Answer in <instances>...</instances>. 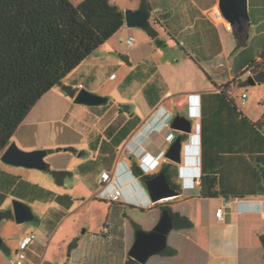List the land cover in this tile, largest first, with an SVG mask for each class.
<instances>
[{"label": "crops", "instance_id": "crops-1", "mask_svg": "<svg viewBox=\"0 0 264 264\" xmlns=\"http://www.w3.org/2000/svg\"><path fill=\"white\" fill-rule=\"evenodd\" d=\"M147 1L149 3L147 9L149 11L148 24L157 31V38L164 42L162 46L155 45L144 28L143 30L131 28L125 23L102 44L113 45L114 48H118L120 45L117 44L115 37L121 35L122 38H125V42L128 44L125 47L128 48L127 51L124 48L125 52H128L126 55L130 59L137 60L138 63V67L130 73L128 78L136 77L145 85H151L155 90L150 98L143 88L145 113L143 118L136 115L139 123L127 140L138 133L144 122L148 124L145 126L144 133L140 132L143 139L148 138L155 131L162 130L168 117L167 111L173 116L191 115L198 117L196 130L192 132L196 137L198 136V143L195 142L196 137L191 140L186 139L183 142L182 154L200 153L203 157V168L209 173L219 175L222 192L227 194V197L219 195L209 199L215 200V202L209 206L210 210L206 217L207 231L201 247L202 252L206 254L204 264H264V125L262 127L251 125L252 121L260 119L263 110L257 112L248 106L242 107L245 105V102L242 103L244 99L241 98L242 100L237 102L231 91L230 94L236 106L248 118L246 120L237 113L238 111L231 110L229 104L217 95L221 90L217 86L236 78L237 74L246 69L249 61L252 58H257L261 49L264 48V0H247L249 20L238 32L240 35L245 32L246 48L241 51L238 50V52L230 51V45L225 44V41L229 44V41L233 40L232 33H234L235 28L221 14L217 16L220 13L218 10L219 0ZM139 5L140 0L134 2L133 7L130 8L139 9ZM132 36L134 37L133 41L128 43V38ZM234 38L237 41L235 35ZM170 45H175L177 50ZM232 46H234V42ZM153 53L160 56L159 61L152 55ZM82 62L63 79V89L65 85L76 83L78 78L84 75H86L87 82L95 78V74L92 73L93 70L87 74L81 72L75 77L74 74H71L82 65ZM205 63H211L214 64L215 68H221L220 72L208 71L203 65ZM140 64L143 66L142 69H139ZM203 74L210 81V86L205 84ZM147 77L149 81L145 80ZM78 84L82 86L81 82ZM55 89V87L52 88L37 101L15 130L10 142L15 141L23 148H27V146L31 148L33 144L40 146L39 148H44L48 134H52L47 128H42L40 132L35 133V141L26 142L23 139L18 141L15 136L18 135L19 129L25 121L31 119V114L35 113L37 105L43 98H47V104L50 102L53 105V109L56 110L59 117L64 114L65 110L72 107L73 96L71 97L65 92H56ZM164 89L166 92H162ZM74 90L76 92L79 89L75 88ZM175 94H193L194 97L190 98L189 106L186 109L184 106L180 109L177 101L173 98ZM218 106L222 108L221 113L215 114L214 122L208 124L207 120L210 113ZM159 107V111L156 112ZM200 113L201 115L205 114L203 119L199 118ZM126 120V116L118 115L105 128L110 125L120 126ZM202 126L207 131L201 145L200 131ZM191 128L194 129L192 120ZM39 136L46 138V140H39ZM103 139L102 144L106 148L101 149L100 159L106 168L100 169L97 173L95 179L97 185H99L98 178L101 171L114 172L119 158L118 150L114 152L115 148L110 149L107 146L109 137L105 135ZM53 140H57V138H53ZM161 140L162 145L160 141L154 144L156 146L154 153L149 149L144 153L152 156L162 154L165 149V147L163 148L165 137H161ZM19 178V176L0 167V205L8 195H12L27 203L33 212L32 200L48 193L52 194V198L58 204L57 207L45 211L40 219L33 212V220L41 221L43 230L39 233L30 231L34 232L36 237L25 250L26 257L23 264H26L28 258L35 260V256L32 257V249H41L44 241L53 236L57 226L64 221L67 211L72 207V201L68 195L54 194L41 187L35 188L33 185L31 189L27 188L17 183ZM126 179H123L122 183H120L121 179H118V185L122 186L121 184H123L124 186L125 183L129 182ZM126 193L127 195L131 194L132 190H126ZM188 193L191 194L176 197L178 200L175 201L176 205L186 202L190 198H200L198 192L189 191ZM142 195L141 201L146 204L147 195L145 192H142ZM235 198L259 202L236 205ZM226 199L230 200V205L224 210V220L220 221L215 217L214 212ZM111 202L114 216L110 223L105 222L103 225L107 231L102 229L99 234L66 236L67 240H77L73 247V252H75L73 256L78 257L80 261L90 262L89 264H124L134 237L129 236L128 233L129 225L125 219L127 206L121 200ZM161 206L164 205H159L157 202L151 207L140 208L136 206L130 208L150 211L152 218H154V226L160 216ZM256 207L261 208V210L251 211ZM7 209L12 211V206ZM245 209L250 212H242ZM187 216L189 217V215ZM12 217H14L13 212ZM193 229L195 232L196 224L194 221L191 230ZM45 231L47 236H44ZM196 235L200 236L198 232ZM210 236H215L213 243L210 241ZM255 237L259 240L255 241ZM21 238L22 236L19 237L18 242ZM16 251L14 254H10V250L7 248V252L10 254L8 262L15 256ZM59 262L56 260V264ZM43 263L41 258L39 264Z\"/></svg>", "mask_w": 264, "mask_h": 264}, {"label": "rangeland", "instance_id": "rangeland-1", "mask_svg": "<svg viewBox=\"0 0 264 264\" xmlns=\"http://www.w3.org/2000/svg\"><path fill=\"white\" fill-rule=\"evenodd\" d=\"M71 1L76 4L81 0ZM111 1L124 11L132 9L130 7H133L134 2H138V0ZM131 28L143 30L140 27ZM233 34V40H230L229 44L225 41L227 46L230 45V51L235 50L234 52H238V50L241 51L246 48L245 46L237 47V41ZM242 35L245 36V32H242ZM132 38L134 37L132 36ZM115 40L121 47L114 48L113 45H102L88 55L82 65L71 73L75 77L81 72L87 74L93 70L92 73L95 74L93 80L87 82L86 75H84L79 77L76 83L69 84L73 89L84 88L92 93L106 97V103L93 106L71 103L72 107L67 110L63 109L65 112L59 117L56 110L53 109V105L50 102L47 104V98L45 97L37 105L35 113L31 114V119L29 118L25 121L24 125L19 129L18 135L15 136L18 141L20 139L26 142L29 140L35 141V133L40 132L42 128L49 129L48 131L52 132V134H48L44 148H39L40 146H36V144H33L31 148L29 146L23 148L18 143L16 144L25 151L51 149L52 151L48 152L44 159L51 169L67 171V174L62 177V182H56L55 178L46 170L11 165L0 159V167L20 177L17 183L30 189L34 185L35 188L41 187L54 194L68 195L72 201V207L67 211L64 221L57 226L53 236L48 239L45 238L46 240L44 239L41 249H32V257L35 256V260L28 258L26 264H39L41 258L44 261L43 264H56V260L60 261L58 264H89L90 262L80 261L78 257L73 256L75 252H73V248H70L71 240H67L66 236H85L88 233L99 234L104 229V223H110L114 216L112 202L99 198L98 191L100 186L95 183L97 173L100 169L106 168V165L100 159L101 144L106 135L105 126L118 115H124L128 118L131 114L143 118L145 113L143 88L146 86L143 81L136 77L128 78L130 73L138 67L137 60L130 59L126 55L128 52H125V49L127 51L128 48L125 47L128 44L125 42V38L120 35L116 36ZM233 42L234 46H232ZM170 46L177 50L175 45ZM152 55L159 61L160 56L157 53ZM203 65L208 71L220 72L221 70V68H215L214 64L211 63ZM142 67V64H140L139 69H142ZM248 77L249 74L246 71L239 74L242 82L246 81ZM145 80L149 81V78L147 77ZM204 80L205 84L210 86L211 83L205 75ZM66 81L68 82V79ZM80 82L82 86L78 84ZM62 85L63 83L55 87L56 92H65ZM162 92H166V90L164 89ZM242 93L246 96L244 98L245 105L242 107L248 106L257 112H262L259 100L264 95V83L240 85L237 80L232 87V95L237 102L242 100ZM191 97H194V95L175 94L173 98L177 101L180 109L183 106L186 109L189 106L188 103ZM58 105L60 106V104ZM187 117L193 121V131H195L198 117L191 115ZM161 137H165L163 148L167 149L175 137V131L170 129L169 124L162 130L153 132L146 139H143L138 133L135 136H131L130 140L124 141L118 148V156H123L125 146L129 151L127 159L131 162L135 161L136 164L141 166L142 159L145 157L144 152L149 149L154 153L156 151L154 144L161 142ZM195 137L196 135L192 134L191 131L183 141L186 139L191 140ZM53 138H57V140H53ZM39 140H46V138L39 136ZM197 140L198 136L195 138L196 143H198ZM67 148H72L73 150H67ZM142 148L143 150H141ZM162 155L163 153L156 156L162 159ZM199 164V153H190L188 156H184V162H181L177 167L178 179L182 180L184 184L190 183V181H186L185 177L197 173ZM117 175L118 177L113 179L114 182H118V179L128 178L127 175ZM121 185L124 190L122 195L123 202L144 205V201H141L143 191L137 182L131 181L130 183L127 182V185ZM128 189L132 190L130 197L125 195ZM51 195L48 193L32 200L33 212L39 219L49 208L58 206ZM14 199L18 198L8 195L0 205V212L10 208ZM175 201L178 200L176 198L162 200L159 201V205L169 204L173 210L177 209L181 213L189 215L190 221H194L196 224V231L194 232V229L191 230V228L176 230L172 228L168 235L167 245L174 247L178 254L176 253L172 257L155 254L145 264H204L205 262L206 254L202 252L201 247L207 231V212L210 210L209 206L214 204L215 200H202L195 197L177 205ZM148 206H152V203ZM125 213V219H127L126 222L129 225V236L134 237L135 224L146 230L151 229L153 226L154 218H152L150 211L127 207ZM42 225L43 223L39 220L17 223L14 217H2L0 219V236L3 243L10 250V254H14L19 243V237L30 231L42 232ZM196 232L200 236L196 235ZM44 236H47L46 231ZM210 237V241L213 243L215 236ZM258 240L255 237V241ZM10 254L0 248V264H9L8 258Z\"/></svg>", "mask_w": 264, "mask_h": 264}, {"label": "trees", "instance_id": "trees-1", "mask_svg": "<svg viewBox=\"0 0 264 264\" xmlns=\"http://www.w3.org/2000/svg\"><path fill=\"white\" fill-rule=\"evenodd\" d=\"M139 7L148 9V1L140 0ZM123 24L124 11L110 0H81L76 4L71 0H0V155L37 101L52 88L60 86L72 70ZM144 30L155 45L164 44L157 38V31L150 24ZM234 35L237 38V47H246L245 36L235 30ZM245 71L256 82L264 83V48L257 58L249 61L246 69L240 74ZM237 80L240 85L249 83L248 80L242 82L237 74L236 78L217 86L221 89L217 95L229 104L231 110L238 111L237 113L247 120L230 94ZM64 91L71 97L75 93L69 85L64 86ZM145 91L150 98L155 93L149 84L145 86ZM259 104L263 113L260 119L250 121L254 127L264 125V96L259 100ZM219 106L210 113L208 124L214 122L215 114L221 113L222 108ZM204 117L205 114L200 113L199 118ZM138 123L137 116L130 114L120 126H108L105 131L109 137L107 146L110 149L115 148L114 152H117ZM206 131L202 126L201 145ZM103 145L101 144V149L104 148ZM46 171L58 183H61L62 177L67 174V171L50 167ZM219 180L217 173H209L203 168V157L200 154L198 196L204 199L216 198L219 195L227 197V194L222 192ZM122 203L127 207H136L130 203ZM164 208L173 216L174 230L193 227V222L187 215L173 210L169 204L161 206L160 213ZM1 215L12 217V211L5 209L1 211ZM138 228L140 226L135 224V230ZM76 241L74 239L70 242V248L76 245ZM0 248L7 251L4 243ZM176 252L174 247L167 245L158 254L172 257ZM124 264L140 263L127 255Z\"/></svg>", "mask_w": 264, "mask_h": 264}, {"label": "water", "instance_id": "water-1", "mask_svg": "<svg viewBox=\"0 0 264 264\" xmlns=\"http://www.w3.org/2000/svg\"><path fill=\"white\" fill-rule=\"evenodd\" d=\"M218 10L222 17L240 32L244 24L249 20L247 10V0H219ZM149 11L147 9H127L124 11V23L128 27L145 28L148 25ZM250 84H256L252 77H248ZM73 103L85 105L104 104L107 98L95 93H92L84 88L79 89L73 95ZM171 129L183 133H190L191 120L182 115H176L170 122ZM183 141L181 135H178L168 146L164 152V157L177 164L182 160ZM48 153L46 149H36L25 151L21 149L15 141L9 142L0 155V159L11 165H21L29 168H37L46 170L48 164L45 161V156ZM264 175V172H263ZM146 190L151 198V201L156 203L162 200L176 198L181 196V192L172 188L162 174L155 175L145 181ZM13 216L17 223L31 221L34 218L31 207L18 199L13 200L12 204ZM2 218L0 212V219ZM173 228V216L167 208L162 209L160 216L151 229L138 228L134 233V240L128 249V256L138 261L140 264H145L148 259L160 253L167 246L168 235ZM2 238L0 236V245Z\"/></svg>", "mask_w": 264, "mask_h": 264}, {"label": "clouds", "instance_id": "clouds-1", "mask_svg": "<svg viewBox=\"0 0 264 264\" xmlns=\"http://www.w3.org/2000/svg\"><path fill=\"white\" fill-rule=\"evenodd\" d=\"M159 109H160V107L157 108L156 112H158ZM167 114L166 115L168 117L166 119L165 126L167 124H169L171 122L172 118L174 117L169 111H167ZM147 124L148 123L144 122V124H142L140 126L139 131H138L139 135L142 134V133H140L141 131L144 133V130H146L145 126ZM169 126H170V124H169ZM163 127H164V125H163ZM135 135H137V133L134 134L133 136H135ZM130 139H128V140H130ZM124 150L125 151H123V156L122 157L120 156L118 158V161L116 163V167H115L114 172H110V174L112 176V180L110 181V184L108 185V189L112 188L113 186L119 187L120 190H121V201H124V199H122V195H123V192H124L123 187L118 185V182L116 184V182H114L113 179L118 177L117 174H119V176L120 175L121 176L127 175L128 179H126V180H129V183L131 181L137 182L139 184V187L141 188V190L143 189L142 191L145 192V194L147 195V202H146V204L143 203L144 205H140V204H137V203L134 204V203H130V202H126V203H130V204H133V205H136V206H139V207H143V208H145V206L146 207H151V206H148V205H150V203H152V206H153L155 203L151 201V198L148 195L147 190H146V185L143 184V182L141 181L139 174H141V173H149L151 171H154L160 165L161 162H164V160L167 159V158L164 157V152L165 151L163 152L162 159L158 158L157 156H152V155H148V154L144 153L145 157L142 159V164L140 166V165L136 164L135 161H133V162L129 161L127 159V156L129 154L128 148H126L124 146ZM199 155H200V153H199ZM199 172H200V164H199V170H198L197 173L190 174V175H187L185 177L186 181H190V183L184 184V186L180 190V192L182 193L181 196L182 195H185V196L190 195L191 193H188L189 191L198 192V194H199V188H198ZM125 195L127 197H130V194L127 195L126 192H125ZM178 197H180V196H178ZM244 201L246 203L247 202H251V203H254V204L259 202V201H248V200H244ZM236 205H239L238 201H236ZM255 210L260 211L261 208L256 207L255 209H253L251 211H255ZM238 211H240V209H238ZM242 212H250V211L249 210H243Z\"/></svg>", "mask_w": 264, "mask_h": 264}, {"label": "built area", "instance_id": "built-area-1", "mask_svg": "<svg viewBox=\"0 0 264 264\" xmlns=\"http://www.w3.org/2000/svg\"><path fill=\"white\" fill-rule=\"evenodd\" d=\"M217 14V16H219ZM133 41V38H128L127 42L131 43ZM246 96L245 94H242V99H244ZM244 101H242L243 103ZM112 180V176L109 171L103 170L101 171L99 178H98V184L100 186V189L98 191V196L102 199L108 200V201H119L121 200V190L119 187L113 186L112 188L108 189V185L110 184V181ZM236 201L239 202V204L246 203L244 199L242 198H235ZM230 200L226 199L224 200L223 204L215 209V217L223 221L224 220V213L225 209L229 208ZM246 210V209H245ZM104 231H107V228L104 227ZM36 235L34 232H29L22 236L18 243V248L15 253V256L9 260V264H23L24 259L26 257L25 250L27 246L35 239Z\"/></svg>", "mask_w": 264, "mask_h": 264}, {"label": "flooded vegetation", "instance_id": "flooded-vegetation-1", "mask_svg": "<svg viewBox=\"0 0 264 264\" xmlns=\"http://www.w3.org/2000/svg\"><path fill=\"white\" fill-rule=\"evenodd\" d=\"M172 130H174V129H172ZM193 130L194 129H192V132H193ZM174 131H175L174 139L178 135H181L182 141L189 134V133H183V132L176 131V130H174ZM184 156H188V154H182L181 162H184ZM178 165L179 164H177V163H175V162H173L171 160L165 159L164 162H161L160 165L154 171H151L149 173H141V174H139V176H140V179L143 182V184H145V181L148 180L149 178H151V177H153L155 175H158V174H162V175H164L166 177L167 182L169 183V185L172 188L180 191L182 189V187L184 186V183L182 182V180L178 179V173H177Z\"/></svg>", "mask_w": 264, "mask_h": 264}, {"label": "bare ground", "instance_id": "bare-ground-1", "mask_svg": "<svg viewBox=\"0 0 264 264\" xmlns=\"http://www.w3.org/2000/svg\"><path fill=\"white\" fill-rule=\"evenodd\" d=\"M124 179V178H123ZM123 179L120 180V183H122ZM128 179V178H127ZM124 185H127V183H125Z\"/></svg>", "mask_w": 264, "mask_h": 264}]
</instances>
